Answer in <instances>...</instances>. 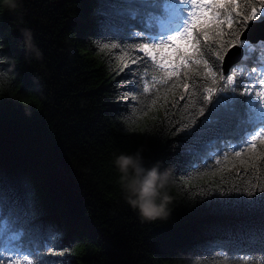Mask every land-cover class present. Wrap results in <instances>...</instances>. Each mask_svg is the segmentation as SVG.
Masks as SVG:
<instances>
[{"label": "trees", "instance_id": "trees-1", "mask_svg": "<svg viewBox=\"0 0 264 264\" xmlns=\"http://www.w3.org/2000/svg\"><path fill=\"white\" fill-rule=\"evenodd\" d=\"M103 0H24L19 13H0V146L9 185L35 214L42 237L58 234L69 248V264H202L219 242L231 252L248 248L259 213L221 202L233 185L244 187L243 166L214 177L198 175L220 165L197 168V152L187 151L199 127L177 131L184 101L160 107L129 122L120 98L115 63L96 42L106 39L98 10ZM31 29L42 55L26 53L22 29ZM15 63L14 71H9ZM135 67V66H133ZM171 104V98L169 100ZM30 112L31 115L27 113ZM207 116V112H205ZM234 122L214 135L232 139ZM144 148L150 166L171 170V217L144 221L126 202L113 160L120 152ZM228 164L227 161L224 162ZM239 173V175H238ZM224 176L226 183L221 180ZM228 250V249H226Z\"/></svg>", "mask_w": 264, "mask_h": 264}, {"label": "snow or ice", "instance_id": "snow-or-ice-1", "mask_svg": "<svg viewBox=\"0 0 264 264\" xmlns=\"http://www.w3.org/2000/svg\"><path fill=\"white\" fill-rule=\"evenodd\" d=\"M103 4L98 14L104 18L106 39L96 47L109 57L110 71L115 63L117 75L125 73L117 87L128 102L129 122L134 125L157 105L176 107L179 90L185 113L177 131L192 129L204 117L189 133L193 143L186 150L195 152L202 144L196 167L207 169L210 160L221 166L197 174L214 177L237 164L246 175L250 172L243 188L230 189L241 195L229 196L219 184L216 187L228 196L222 204L259 213L258 226L248 234L251 250L231 252L229 242H219L215 256L202 264H264V39L252 38L264 32V0ZM236 53L240 60L233 63ZM225 122L235 124L232 139L214 135ZM221 180L227 182L223 175ZM34 215L9 185L0 146V264H69L52 259L70 249L56 246L58 234L40 236L32 224Z\"/></svg>", "mask_w": 264, "mask_h": 264}, {"label": "clouds", "instance_id": "clouds-1", "mask_svg": "<svg viewBox=\"0 0 264 264\" xmlns=\"http://www.w3.org/2000/svg\"><path fill=\"white\" fill-rule=\"evenodd\" d=\"M24 0H0V13H19ZM26 53L40 58L42 53L35 43L31 29H22ZM15 63L9 71H14ZM31 115L30 112L27 113ZM144 148L134 152H120L115 155L113 164L119 173V182L126 202L144 221H167L172 214L171 197L168 188L171 183V170L163 167L162 161L150 166L144 158Z\"/></svg>", "mask_w": 264, "mask_h": 264}, {"label": "water", "instance_id": "water-1", "mask_svg": "<svg viewBox=\"0 0 264 264\" xmlns=\"http://www.w3.org/2000/svg\"><path fill=\"white\" fill-rule=\"evenodd\" d=\"M248 33L246 32L245 35H247ZM243 38V37H242ZM253 40L254 41H257L259 39H264V32H260V31H257L255 33H253V36H252ZM234 51V50H233ZM227 59V58H226ZM238 60H240V53H236V55H233L232 56V62L235 63L237 62Z\"/></svg>", "mask_w": 264, "mask_h": 264}]
</instances>
